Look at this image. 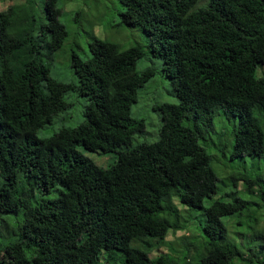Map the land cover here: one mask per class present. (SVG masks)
<instances>
[{"label": "trees", "instance_id": "1", "mask_svg": "<svg viewBox=\"0 0 264 264\" xmlns=\"http://www.w3.org/2000/svg\"><path fill=\"white\" fill-rule=\"evenodd\" d=\"M9 1L0 10V264H188L164 251L152 256L183 230L175 198L204 212L206 253L196 264H264V206L239 196L264 197L262 175H233L234 201L204 207L219 191L207 150L216 146V117L234 124L232 161L264 156V0H119L120 24L144 34L179 103L159 107L157 141L120 151L106 168L78 147L114 153L144 131L131 114L156 75L137 70L144 46L94 37L87 60L72 53L78 83L60 82L45 62L69 35L60 0ZM72 91L89 100L83 122L40 138ZM53 191L56 198L42 197ZM236 216L249 218L247 254L223 222Z\"/></svg>", "mask_w": 264, "mask_h": 264}, {"label": "rangeland", "instance_id": "2", "mask_svg": "<svg viewBox=\"0 0 264 264\" xmlns=\"http://www.w3.org/2000/svg\"><path fill=\"white\" fill-rule=\"evenodd\" d=\"M37 1L40 2L41 0ZM21 2V0H12L10 3L20 4ZM205 2L206 0H203L200 4ZM7 5L8 3H4L2 0L0 2V10L6 8ZM59 7L62 9L61 21L67 26L69 35L63 47L52 56V59L45 60L54 79L64 83H78V79L71 68L72 53L75 52L82 59L87 60L91 56L89 44L94 37L117 43L124 49L136 45L144 46L146 55L137 63L138 72L145 71L151 67L156 69V75L139 89L138 101L132 106V117L145 123L144 131L135 134L132 144L130 146H121L114 153L89 152L83 147H78L82 153L93 159L97 165L106 168L116 163L120 151L130 150L141 143L157 141L163 123L162 112L159 107L163 104H178L179 99L170 79L163 74V60L151 55L144 34L139 29L120 24V13L124 8L119 0H60ZM260 70L261 67L258 69V77L264 75V71ZM65 100L70 106L55 115L51 124L45 125L38 131L40 138H49L61 128H75L83 122V113L89 104V100L80 96L77 91L66 93ZM233 126L234 124L224 117L215 118L217 133L213 134V138L216 146L211 145L207 150L212 155V165L218 175L219 191L212 199L205 200L204 207H209L215 199L225 202L234 201L233 198L235 196L231 194L237 190L229 180L233 175L248 173L262 175L264 178V156L261 158L244 157L234 161L231 160V154L234 149ZM239 183V189H242L243 183ZM259 188V186H256L258 191ZM57 195L58 192L53 191L42 197L54 199ZM239 196L247 201L254 202V204L257 203L264 206V197L261 195L259 197L248 196L243 191H240ZM40 197L41 195L38 194V198ZM174 203L182 216L183 230H179L176 233L171 231L166 239V247L161 250H154L152 256L159 255L164 251L163 253L174 256L181 262L186 260L188 264H196L206 253V239L203 232V226L206 223L204 212L200 208L191 209L185 207L178 198L174 199ZM252 209L258 210L256 205H252ZM19 216L22 217L21 214ZM11 217L14 220L17 218L15 214ZM257 217L264 221L262 212L259 211ZM240 218L236 216L233 218L234 220H231L230 217H226L223 218V222L228 228V238L242 245V250L247 254L242 242L245 245L253 242L247 237L249 228L247 225H243V222H247L249 218L245 217V221L239 224ZM231 221L234 222L232 223ZM14 226L11 225V227ZM184 234H190L191 236L187 241L182 242L179 238ZM133 245L144 250L142 246L135 242H133ZM185 257L188 258L184 259ZM122 260L123 257L117 258L115 261H111V264H122ZM233 264H242V262L237 259Z\"/></svg>", "mask_w": 264, "mask_h": 264}]
</instances>
